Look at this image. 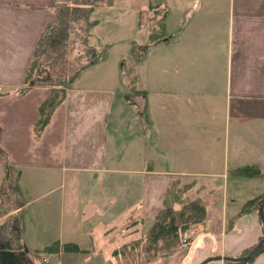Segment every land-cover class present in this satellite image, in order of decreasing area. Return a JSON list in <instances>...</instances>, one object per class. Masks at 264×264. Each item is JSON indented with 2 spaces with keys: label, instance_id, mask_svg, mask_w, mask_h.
Instances as JSON below:
<instances>
[{
  "label": "crops",
  "instance_id": "0c3cea01",
  "mask_svg": "<svg viewBox=\"0 0 264 264\" xmlns=\"http://www.w3.org/2000/svg\"><path fill=\"white\" fill-rule=\"evenodd\" d=\"M57 1L0 0V226L21 213L30 251L58 242L60 252L45 254L46 264L80 257L116 264L114 251L135 238L128 223L151 222L178 180L193 185L188 195L206 204L207 220L155 264L249 254L264 233L259 206L240 214L264 197V0H199L174 35L169 7L157 4L155 14L169 11L170 37L137 66L135 82L143 86L130 91L123 74L131 43L106 40L107 58L80 76L36 134L49 87L28 88L25 79ZM194 29L208 33L202 41L210 45L219 40L222 65L196 55ZM6 160L15 167L9 178ZM251 165L263 176L232 173ZM6 187L24 204L7 208ZM65 244L85 252H63ZM246 264H264V250Z\"/></svg>",
  "mask_w": 264,
  "mask_h": 264
},
{
  "label": "trees",
  "instance_id": "16d2710c",
  "mask_svg": "<svg viewBox=\"0 0 264 264\" xmlns=\"http://www.w3.org/2000/svg\"><path fill=\"white\" fill-rule=\"evenodd\" d=\"M114 2L115 0H58L53 6L54 18L39 38L25 79L28 88L49 87L48 97L39 108L40 119L35 125L36 134L49 123L52 114L64 102L67 90L80 76L107 58L112 44H108L107 50L93 43L91 36L92 30L102 22L101 19L94 17L96 9L101 6L111 8ZM159 7L160 5H151L149 11H155ZM168 14L169 11L163 9L152 23L149 20L143 21V12L138 14L136 30L141 31L147 27L148 35L142 45L130 39L129 57L133 60L134 67L126 66L125 71L134 81L137 78V66L144 63L157 44L170 37L167 28ZM75 24L80 26V30L76 29ZM73 38H79L83 50L79 54V59L85 61L75 66L68 59L69 48H74L76 40ZM2 157L4 153L0 150V158ZM5 166L6 178H9L15 167L7 160ZM232 173L242 178L263 176L257 165L244 166L235 169ZM192 186L191 183L184 184L178 180L169 185L162 209L145 233L114 251L113 256L118 264H155L182 248L185 245V235L190 230L206 223L207 206L201 199L189 197L188 191ZM260 198L246 202L240 214L256 210ZM133 232L138 233L137 230ZM59 250L60 244L55 242L42 250L30 251L24 240L21 213L14 214L0 226V264H35V257H39L41 253H57ZM62 250L71 253L85 252L74 244H65ZM262 250L264 247L253 258ZM225 263L246 264L247 262Z\"/></svg>",
  "mask_w": 264,
  "mask_h": 264
},
{
  "label": "rangeland",
  "instance_id": "374dc122",
  "mask_svg": "<svg viewBox=\"0 0 264 264\" xmlns=\"http://www.w3.org/2000/svg\"><path fill=\"white\" fill-rule=\"evenodd\" d=\"M157 4H161L163 6L169 7L171 14L169 19V30L173 34L180 20L183 18V13L187 10L188 11L187 18H189L192 10L198 7L199 0H115L114 6H112L111 8L101 6L96 9L94 13V17L101 19L102 23L95 30H93L91 36L92 42L106 48L107 50L109 49V45L108 43H105L106 40L120 41L122 44L124 42H130V39H134L138 43H140V45L144 44L147 39L148 28L144 27L141 31L136 30L135 29L136 19L138 14L143 12V21L149 20L152 23L155 17H157L162 13L161 12L155 14V11H149V7L151 5L153 6ZM75 25H76V29L80 30V26L78 24ZM218 33H219V37H222L224 34L223 29L221 30L219 27ZM192 35L194 39L196 55L198 54V52H200L202 53V58L205 56L206 59L208 58V56L213 55L214 57L213 59L216 61L217 64L218 62L221 63V65L224 63L226 58L225 56L226 53L225 50L220 45L219 40H217L216 43L213 45H210L209 43L202 41V39L208 37L209 34L206 32L199 33L198 29H194ZM73 39L76 40L74 42L75 43L73 46L74 48H69L70 52L68 59L75 66V65H80L82 62L84 63L85 61L79 59L80 52H83L79 38H73ZM127 45H129V43H126L124 47H126ZM120 48H122V46ZM116 51L118 50H115V52L112 53L113 56L111 57V59L113 57L119 56L121 54V51L123 50L121 49L119 50V52ZM160 53H161L160 56L164 57L166 55L165 49L161 48ZM127 57L128 56H126L125 60L123 61L124 64L123 74H125L124 77L127 84V88L128 89L130 88V91H132L135 88L139 89L141 86H143L144 83L142 82L137 83V81L135 82L133 79H131L132 76H130V78L128 77L129 74H127L125 68L126 66L129 68V65H132L131 67H134V62L132 59H129ZM122 87L125 88V85H123ZM6 183L10 184L11 182L10 183L6 182ZM4 190L5 191L2 192L3 196L1 200H3V204L7 208H13L16 205L20 206L24 204L23 200L17 195V193L14 190L11 189L9 190L8 187L4 188ZM262 198H260V200ZM152 221L150 222L148 220L142 219V221L140 222L143 224L140 223L141 224L140 225L138 221L131 220L128 223V225L130 226L132 225L131 226L132 234L135 237H139L145 233L144 232L142 234L140 233V231L151 225ZM125 227H127V224L125 225ZM133 230H137L138 233L133 232ZM5 233L7 234V232ZM122 245L123 244L119 245L118 248L121 247ZM58 252H60V250ZM45 254H56V253H41L39 257H35L36 258L35 264L48 263V258L45 256ZM79 259H81L83 264L85 262H86L85 264H97V262L91 260V258L80 257ZM83 259L85 260V262ZM82 263L78 261V264H82ZM100 264H102V262H100ZM116 264L118 263L116 262Z\"/></svg>",
  "mask_w": 264,
  "mask_h": 264
},
{
  "label": "water",
  "instance_id": "95a60500",
  "mask_svg": "<svg viewBox=\"0 0 264 264\" xmlns=\"http://www.w3.org/2000/svg\"><path fill=\"white\" fill-rule=\"evenodd\" d=\"M258 205H259L258 212H259L260 219L262 221L263 229H264V197L259 201ZM263 247H264V233H263V238L259 241V243L250 251L249 254H247L245 256H241V257H222V256L210 257V258L204 260L200 264H210V263L217 262V261H225V262H231V263L248 262Z\"/></svg>",
  "mask_w": 264,
  "mask_h": 264
},
{
  "label": "built area",
  "instance_id": "2783aa9c",
  "mask_svg": "<svg viewBox=\"0 0 264 264\" xmlns=\"http://www.w3.org/2000/svg\"><path fill=\"white\" fill-rule=\"evenodd\" d=\"M190 239H191V233H187L185 235V238H184V244H188L190 242Z\"/></svg>",
  "mask_w": 264,
  "mask_h": 264
}]
</instances>
